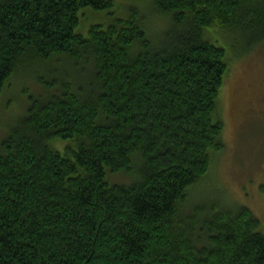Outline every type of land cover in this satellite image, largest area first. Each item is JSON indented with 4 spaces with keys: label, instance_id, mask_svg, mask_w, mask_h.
Here are the masks:
<instances>
[{
    "label": "trees",
    "instance_id": "16d2710c",
    "mask_svg": "<svg viewBox=\"0 0 264 264\" xmlns=\"http://www.w3.org/2000/svg\"><path fill=\"white\" fill-rule=\"evenodd\" d=\"M215 32L264 43V0H0V109L44 87L4 125L0 264H264L250 208L192 199L226 150Z\"/></svg>",
    "mask_w": 264,
    "mask_h": 264
},
{
    "label": "rangeland",
    "instance_id": "374dc122",
    "mask_svg": "<svg viewBox=\"0 0 264 264\" xmlns=\"http://www.w3.org/2000/svg\"><path fill=\"white\" fill-rule=\"evenodd\" d=\"M85 11L88 16L92 13L90 7ZM101 19L96 14L94 22ZM214 37L226 48L227 55L231 58V68L225 76L221 94L226 122L223 133L226 150L214 164L216 175L213 186L219 189L213 191L208 185V191L200 187L192 195V199L200 198L202 191L212 195L222 189L220 194L229 200L230 205L250 208L260 221L261 231H264V192L260 188L264 184V43L240 54V44H233L230 38L220 32H215ZM26 85L30 86L27 91L38 92L36 90L40 88L41 91L44 90L34 77H22L5 95V103L9 107L0 109V145L7 136L4 125L13 122V117L17 123L27 110L24 92ZM57 148L62 152L63 146L59 143ZM118 179L123 181L127 177L119 176Z\"/></svg>",
    "mask_w": 264,
    "mask_h": 264
},
{
    "label": "bare ground",
    "instance_id": "6f19581e",
    "mask_svg": "<svg viewBox=\"0 0 264 264\" xmlns=\"http://www.w3.org/2000/svg\"><path fill=\"white\" fill-rule=\"evenodd\" d=\"M123 3V2H122ZM121 4V3H120ZM144 9V8H143ZM141 10H142V8H141ZM155 21V20H154ZM150 22V21H149Z\"/></svg>",
    "mask_w": 264,
    "mask_h": 264
}]
</instances>
